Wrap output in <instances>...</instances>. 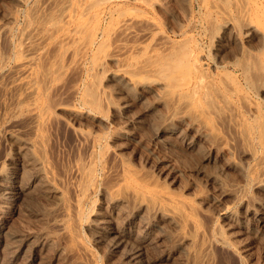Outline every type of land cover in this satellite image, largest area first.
<instances>
[{"label": "bare ground", "instance_id": "bare-ground-1", "mask_svg": "<svg viewBox=\"0 0 264 264\" xmlns=\"http://www.w3.org/2000/svg\"><path fill=\"white\" fill-rule=\"evenodd\" d=\"M10 1L11 5H14L13 8H15L8 17H11V24L0 21V161H2V168L4 167L0 169V202L7 206L10 199L13 200L15 197L22 194H29L31 192L36 193L38 191H40V193H42L41 191H44V193L47 191L50 192L52 204H54L61 212L60 214L63 215V220L60 225L66 233H69L74 246L81 245V242L78 241L79 239H76L81 233L79 230L81 226L84 227L87 224V228L95 229L102 237L109 240L108 242L114 243L113 245L117 247V249H120L118 248L120 246L122 248V245H125L126 248L127 244H132L134 242L131 238L133 230L128 224V226L125 227L117 226V222L121 221L120 218H118L120 221L117 220V216L125 213L127 214L128 220L136 217L139 219L141 218V223L145 227L143 237L146 239L152 240L155 238V240L158 241L157 235L163 234V232L167 230L170 235L176 234L175 237L177 238H175L176 241H174L181 249L179 253H176L178 256L181 253L184 254V256L185 254L191 255L193 250L191 251L190 248L195 244H199L197 250L201 249L205 255L210 254V251H212L211 248L216 244L211 247V243H205V239H208L206 238L208 237L207 235L212 232V220L208 217L210 213H208L209 210H206L207 206H204L206 207L204 208L200 203H197V200V202H195L199 207L192 202L186 201L184 197L187 194H183L185 191L181 190V187H179V189L177 188L176 191V187H173L174 185H172L174 188L172 189L161 176V181H159L158 178L154 179L155 174L152 175L153 179L150 178L151 175L149 173L151 170H149L148 173L150 176L148 174V176L145 175L148 166L144 164L146 170L144 169L145 171L143 172L144 167H139L138 163V167H135L128 161H124L128 159L127 155V159L122 158L123 160L120 161L116 160V156L118 155H114L115 158L109 161L108 152L102 144L106 129L103 131L100 125L102 129H98L99 126L98 128L95 126L97 129L89 128L82 125V122H78L82 119L86 120L93 118V120L97 119V122L99 121L100 123L102 120L105 121L108 117V112L110 113L112 109L119 108V105L115 106L110 100V92L107 90L109 85L105 83L106 80L110 79L113 83L115 81V83H117L116 85L126 86L127 89H135L139 95L149 91L153 85H157L158 87H156L158 89H156L159 91L156 100L157 103L162 104V108L164 106L165 109V113H162L163 118L160 120V122H164L165 127H161L162 129H159V131L163 130L166 133L169 132L174 134L177 131L174 130L175 127L173 123H186L187 127H189L188 129H196V135L192 138L189 137L188 148L200 147L198 143L199 139H208L209 141L207 140V142L210 143L208 144L212 149L216 150V153H221L224 148H229L232 153L237 152L240 155L241 159L239 158V160L241 161L235 165V167L238 168V172L241 173V178L243 177L246 182L248 179L249 183L251 181L256 189L264 190V0H201L202 6L204 5L211 15H221L223 19H221V23H223L222 25L220 24L221 27L218 26L221 31L219 34H216L217 44L215 50L217 53L225 49L223 46L227 43L224 44V42L230 38L229 33L231 30L234 31L236 29L235 31H237V34L240 33L245 42H248L247 45H242L241 47L237 46L240 48L237 50L234 57H230L228 53L229 56L223 58L224 62L219 63V61L214 63L212 70H208L207 67L203 66L194 49L184 37H182L183 39L181 38L180 41V38L178 40L172 39L164 31H160L154 21L145 17V14L149 13L148 6L151 5L149 3H153L151 0L150 2L148 0H9L8 2ZM4 2H6V0ZM182 6L184 5H181V7ZM124 7H128L133 11L128 12ZM230 12H234L235 16H230ZM21 14L23 15V19L20 21L19 18ZM4 16L6 17V15ZM210 18L215 20L212 16ZM207 23L208 25L211 24L209 22ZM172 24L174 25V23ZM138 25L140 26L138 27ZM216 25L219 24L217 23ZM177 26L179 29L177 27L178 30L176 29V34H180L181 36L185 35V28H181L180 25ZM210 26V29L214 27V23ZM214 30H216L215 32L219 31H217V29ZM233 34L235 36V33ZM143 36L149 39L151 38L153 42H143L140 38ZM145 37H143V40ZM191 37H189V39H191ZM149 39L146 41H149ZM229 41L231 42V40ZM235 41V43L240 42L239 39ZM237 45H241V43ZM225 51L228 52L227 50ZM225 51L219 54L222 55ZM234 54L235 53H233V55ZM200 56L199 58H201ZM111 62L116 66L111 67ZM238 75L242 76L243 81ZM113 83H111L112 86L110 84L112 88H114ZM127 89H125L126 92ZM130 89H128L129 92ZM248 89L251 91L253 90L260 100L255 101L253 98H250L247 93L249 92L247 91ZM113 92L111 91V93ZM147 93L146 96L150 94V91L149 94ZM157 94L155 92L156 96ZM136 95L139 97L138 94ZM144 96L145 95H143V97ZM152 97L149 100L155 102V100H153L155 97ZM142 100H139V102ZM127 105H129L128 99L123 106L126 107ZM143 105L144 104L141 105L140 103V106ZM151 106L153 105L151 104ZM128 107L129 106H127V109H130ZM158 107L160 106L154 107V113ZM122 109L125 108L122 107ZM148 112L150 113V111ZM126 114L129 113H125L124 115ZM132 116L134 115L132 114ZM127 118L129 117L127 116ZM125 119L126 118L123 120ZM138 119H140V117ZM89 121L87 123H89ZM77 123L78 125H75ZM162 125L161 123V126ZM159 126L157 127L159 128ZM182 127H184V125ZM124 128L126 127L124 126ZM54 129L55 131L58 130L62 131L64 134H69L80 144L79 146L76 145L77 148L73 146L74 148L71 150L73 151L75 149V151L71 152L70 155L72 156L69 158L70 160L68 162L65 161L67 163L64 167L61 166L62 163L61 165L59 163L62 161L60 160L58 162L57 160V158L60 159V155L57 153L59 157L56 158L57 155L55 156L54 154L56 152L53 151L55 147H53L54 145L52 146L51 143V131ZM183 130L185 129L183 128ZM159 131L157 133H159ZM179 133L180 131L178 134ZM55 134H57V132H55ZM120 136L122 137V135ZM177 136L178 135H176V137ZM183 136H185V134H183ZM131 138L133 137L131 136ZM218 139H220V141ZM53 141L55 140L53 139ZM119 141L118 143L120 144ZM131 143L133 144V141ZM208 144L206 145V143H204L205 146H208ZM110 150L108 149V151ZM230 150L227 151L230 152ZM114 151L112 150V152L110 151L108 154ZM221 154H223V152ZM212 158H216V155ZM235 158H238V156ZM169 160L171 161V159ZM214 160L215 159H213V161ZM140 161L144 163V161ZM207 163L209 162L207 161ZM172 167L171 165V168ZM149 168L150 166L148 169ZM168 170H170L169 167L165 171ZM162 172L159 171L158 173ZM183 172L184 171H182L181 174H183ZM238 172L236 171L234 173L237 174ZM168 174L169 178L171 177L172 181L174 180L175 182L176 176H173L171 172ZM242 181L243 180H241V182ZM208 183L210 182L208 181ZM238 185H241L240 187L242 188V184ZM249 185L248 187H251V184ZM236 189L234 190V194L238 195L240 189ZM180 190L181 193L178 192ZM229 191L231 190L229 189ZM99 192L102 194V205L100 206L99 204V209L95 210L94 208V211L90 212V208L88 209L87 207L89 206L86 207V204L92 200L91 198L95 193ZM220 193H222V191ZM46 194L48 195V193ZM182 194L185 196L183 197ZM215 198H217V196ZM224 198L222 200H224ZM242 198L243 196H241V199ZM193 200H195L194 196ZM206 201L207 200H205V202ZM226 202L228 201L226 200ZM251 204L247 206V209L253 213V211L255 212L256 210V206L255 203ZM259 204L257 206H259ZM90 206H92V204ZM200 206L203 208H200ZM230 206L232 205L230 204ZM230 206L228 205L229 208ZM228 207L226 205L222 207L221 213L229 219L228 226L231 228V230L229 229L231 231L230 234L240 236L245 232L249 233L247 230L251 232L252 228H249L250 225L247 226L243 222L238 221L239 218L236 219V216L230 215L232 211H229V213ZM56 208L53 209L56 210ZM245 221L248 222L247 219ZM257 221H259L257 226L263 228L264 218L258 217ZM225 222L226 220L223 223ZM55 224L56 223H54V225ZM199 226L201 228L200 233L198 230ZM217 226L218 225H216V228ZM61 227L59 229H61ZM152 230H156L158 234L152 235ZM229 230H227L228 233L230 232ZM257 231L258 230H256V233ZM62 235H64V233ZM219 235L221 240L227 242V244L230 242V237L228 238V236L224 235L221 231ZM162 237L161 235L160 239ZM243 239L241 241H243ZM163 240L166 241L162 238L161 241ZM161 241L159 240V243ZM125 242L129 243L125 244ZM213 242L214 241H212V244ZM143 243L142 245H144ZM153 244L154 242L152 245ZM113 245L111 247H114ZM138 245L134 254L141 253V245ZM147 245H151V242ZM196 246L198 245H195V247ZM158 247L160 248V246ZM170 247L166 246L167 255L163 257V259L165 258L167 261L169 259L172 260L174 256H172L171 249L168 251ZM216 247H214V251ZM247 247L245 248L247 249ZM222 250L228 249L225 247V249L222 248ZM216 251L218 252L219 250ZM81 252L83 251L81 250ZM225 252L226 251H224V253ZM237 252H239V249ZM226 253L228 254L230 252L227 251ZM198 254L196 253V255ZM211 254L213 255V253ZM218 254L221 256L220 253ZM200 255L198 256L200 257ZM215 255L216 254L213 255V259L212 257L209 258V255L208 259L207 256H205L207 261L204 260V264H215ZM198 256L197 258H199ZM203 256L201 255L202 259L204 258ZM229 256H231V253ZM133 257L135 258V256ZM190 257L192 258L193 256L191 255ZM201 257L199 258V264H201ZM191 258H189V261ZM135 260L137 261V259ZM192 260L194 261V257L191 259L190 263ZM197 260L195 259L198 263ZM176 261L178 262V260ZM183 261L184 260H182L181 264ZM185 262L183 264H185ZM163 263H165V261Z\"/></svg>", "mask_w": 264, "mask_h": 264}, {"label": "rangeland", "instance_id": "rangeland-1", "mask_svg": "<svg viewBox=\"0 0 264 264\" xmlns=\"http://www.w3.org/2000/svg\"><path fill=\"white\" fill-rule=\"evenodd\" d=\"M5 0H0V21H4V22H8L11 24V17L8 18L12 12L14 11L15 8H13V6L11 5V1L8 2L9 0H6V2H4ZM147 1V0H146ZM150 2V0H148ZM153 1V3H149L151 5L148 6L149 8V13H146L145 17L149 18L150 20L154 21L156 23V26L157 28L160 30V31H164L166 34H168L172 39H175V40H178L179 38V41L181 40L182 37H184L187 42L190 44V46H192V48L194 49L198 59L200 60V62L203 64L204 67H207L208 70H212V68L214 67V63H222L224 62V59L223 58H226L228 55V53L230 54V57H234L237 53V50L242 46V45H247L248 42L246 43L243 36L238 33L237 34V31H233L231 30V32L229 33V39L227 41L224 42L227 43L223 46V51L227 50L228 52L225 51L222 57L221 54L219 53H222V52H219L217 53L216 50H215V46H216V38H217V35L216 34H219V32L221 31L220 27L223 23H221V19H222V16L221 15H215V14H210V12L208 11V9H206V7L203 5L202 6V2L201 0H151V2ZM158 1V2H157ZM172 1V2H171ZM178 1V2H177ZM182 1V2H181ZM3 2V3H2ZM174 2V3H173ZM177 2V3H176ZM161 3V4H160ZM181 3V4H180ZM183 3V4H182ZM179 4V5H178ZM153 5V6H152ZM181 5H184L181 7ZM4 6V7H3ZM153 7V8H152ZM185 7V8H183ZM3 8V9H2ZM8 8V10H7ZM125 9H127L128 12H131L133 11L132 9H129L128 7H124ZM163 8V9H162ZM165 8V9H164ZM11 9V10H10ZM157 9V10H156ZM167 9V10H166ZM189 9V10H188ZM10 10V11H9ZM163 10V11H162ZM166 10V11H165ZM170 10V11H169ZM7 11V12H6ZM12 11V12H11ZM158 11V12H157ZM187 11V13H186ZM198 11V12H197ZM5 14H4V13ZM11 12V13H9ZM163 12V13H162ZM174 15H172V14ZM185 13V14H184ZM230 16L234 17L235 16V13L234 12H230ZM9 14V15H8ZM233 14V15H232ZM3 15V16H2ZM6 15V17L4 16ZM8 15V16H7ZM187 15V16H185ZM215 15V16H214ZM182 16V17H180ZM193 18H192V17ZM213 17L215 18L212 19L210 17ZM5 19H3V18ZM23 15L21 14L20 15V21L23 19L22 18ZM172 17V18H171ZM8 18V19H6ZM177 18V19H176ZM179 18V19H178ZM183 18V19H182ZM217 18V19H216ZM236 18V17H235ZM10 19V20H9ZM191 20V21H190ZM223 20V19H222ZM211 23L210 25H213L214 23V27H212L210 29V25H208V23ZM171 22V23H170ZM181 22V23H180ZM223 22V21H222ZM13 23V22H12ZM174 23V25L172 24ZM180 23V24H179ZM219 24V25H216V24ZM183 24V25H182ZM221 24V25H220ZM172 25V27H171ZM177 25H180L181 28H185L184 30L186 31L185 35H180V34H176V29H177ZM140 25H138L139 27ZM184 26V27H183ZM210 26V27H209ZM220 26V27H218ZM142 27V26H141ZM171 27V28H169ZM198 27V28H197ZM238 27V25H237ZM179 29V27H178ZM177 29V30H178ZM214 29H217L218 32H215L216 30ZM206 30V31H205ZM214 32L212 33L211 32ZM214 30V31H213ZM235 33V36L234 34ZM210 34V35H208ZM233 34V36H232ZM190 35V36H189ZM241 35V36H240ZM191 37V39H189V37ZM210 38H209V37ZM213 36V37H212ZM216 36V37H215ZM145 37V36H143ZM143 37H140L141 40L145 43H150L153 42V40H151V38H147L143 40ZM188 37V38H186ZM237 37H240V38H237ZM212 38V39H211ZM234 40H232V39ZM242 38V39H241ZM149 41H146L148 40ZM183 39V38H182ZM240 42H237L235 43L236 40ZM189 40V41H188ZM192 40V41H191ZM214 40V41H213ZM231 40V42L229 41ZM244 40V42H243ZM195 42V43H194ZM241 45H237V44H240ZM196 44V45H195ZM197 46V48H196ZM213 46V47H212ZM226 46V47H225ZM231 46V47H230ZM237 46H240V47H237ZM237 47V48H236ZM227 48V49H226ZM213 49V50H212ZM232 49V51H231ZM233 53H235L233 55ZM212 54V55H211ZM201 55V56H200ZM219 55V56H218ZM226 55V56H224ZM199 56L201 58H199ZM219 57V58H218ZM222 57V58H221ZM226 60V59H225ZM114 67L116 65L113 64V62H111V67ZM233 67V66H232ZM240 77V79L243 81L242 79V76L241 75H238ZM113 83L112 80H106L105 83L107 85H109L107 87V90L110 92V100L111 102L117 106L119 105V108L118 109H112L111 112L107 114V120L105 119L102 120L100 123L99 121L97 122V119H94L93 118H90V119H82L80 120L78 123L82 122L81 124L82 125H85L86 127H89V128H94V129H97L98 126L100 125L102 128H103V131L104 129L105 130V133H104V138L102 140V144H103V147L106 149V151L108 153H110V151L112 152V150L114 151L113 153L111 154H108V159L109 161H111L112 158H115L114 155H118L116 156V160H123L122 158H126L128 157L127 160H124V161H128L130 164L134 165L135 167H144L143 168V172L146 170L145 169V165H147L148 167L150 166V168L148 169L147 167V172L145 175H147L149 173V170L150 171V175L152 177L153 174H155V178H158L159 181L162 180V178L165 180V182L168 183L169 187L171 186L172 189H174L173 187H176V191H177V188L179 189V187H181V190L185 191L183 192V194H187L186 196L183 195V197L185 198L186 201L188 202H192L194 203V205H197V203H200L203 207L204 206H207L204 207L206 208V210H209L208 213H210L208 215V217L212 220V223H211V228H212V232H210L209 235H207L208 239H205V243H211V247L214 245L210 251L211 253L214 254H218L220 253L221 256H219V254L216 256L215 255V261L216 263L218 264H264V227L263 228H260L259 226H257V224H259V221H257L258 217L259 218H264L263 214H264V190H258L254 187V185L252 184V182L250 181L249 183V180L247 179V182L244 181V178L240 175L241 173L238 172V168L235 167V165H237L241 160H239L240 158V155L237 153V152H234L232 153L231 150L229 148H224L222 149L223 151V154H221L220 152L219 153H216V150L212 149L210 147V143L207 142L208 139H199L198 143L200 145V147H196V148H191L189 147L188 148V141L190 140V138H192L193 136L196 135V129L194 128H190L188 129L189 127H187L186 123H173V126L175 127L174 130L177 131L176 133H169V132H164L163 130H160L159 129H162L161 127H165L164 125V122H160V120L163 118L162 116V113H165V109H164V106L162 108V104L160 103H157V97H158V91L157 90L158 86L156 87L155 85H153L151 87V89L149 90L150 91V94H149V91H147L146 93L149 94L146 96V93H143L142 95H139V93L135 90V89H130V92L129 90L127 89L126 86H123V85H116L117 83H113V87L112 88V84L110 86V84L107 83ZM115 85V86H114ZM119 86V87H118ZM123 86V87H122ZM124 89H127V93L125 91V89L123 90L122 88ZM118 88V90H117ZM153 88V89H152ZM157 88V89H156ZM116 89V90H115ZM122 89V90H120ZM157 91H156V90ZM153 90V91H152ZM157 94V96L155 95V92ZM111 91L113 93H111ZM119 91H122V92H119ZM152 91V92H151ZM249 92L248 95L250 96V98H253V100H257L259 101L260 99H258V96H256L257 94L252 90H247ZM126 92V94H125ZM137 92V93H136ZM154 92V93H153ZM254 92V93H252ZM117 93V95H116ZM138 94L139 97L136 95ZM154 94V95H153ZM127 95V96H126ZM143 95H145V99L143 97ZM155 97L153 100H155V102H153L152 100H149L151 97ZM126 97V98H125ZM128 97V98H127ZM132 97V98H131ZM152 97V98H153ZM125 99V100H124ZM129 101V106L128 108L130 109H127V106H123V104L125 103V101ZM143 99V100H142ZM122 100V101H121ZM139 100H142L139 102ZM120 101H121V104H120ZM132 101V102H131ZM145 103H144V102ZM148 103H147V102ZM124 102V103H123ZM132 103V104H130ZM137 103V104H136ZM140 103L141 105L144 104L143 106H140ZM151 104L153 106H151ZM158 104V105H157ZM121 105V106H120ZM146 105V106H145ZM149 105V106H148ZM135 106V107H134ZM151 106V107H150ZM157 106H160L157 108L156 112L154 113V110L155 108L154 107H157ZM125 108V109H122ZM121 108V109H120ZM144 109V110H143ZM152 109V110H151ZM117 110V111H116ZM120 112H119V111ZM124 110V111H123ZM143 110V111H142ZM160 110V111H159ZM162 110V111H161ZM164 110V111H163ZM115 111V112H114ZM124 113H122V112ZM135 111V112H134ZM143 113H142V112ZM150 111V113L148 112ZM153 111V112H152ZM114 114H113V113ZM117 112V113H116ZM148 112V113H147ZM152 112V113H151ZM160 112V113H159ZM125 113H129V114H126L124 115ZM134 116H132V114ZM141 113V115H140ZM145 113V114H144ZM147 113V114H146ZM110 114V115H109ZM119 114V115H118ZM122 114V115H120ZM131 114V115H130ZM137 114V115H136ZM150 114V116H149ZM92 115V114H91ZM90 115V116H91ZM118 115V116H117ZM136 115V117H135ZM144 115V116H143ZM153 117H152V116ZM160 115V116H159ZM112 116V117H111ZM127 116L129 118H127ZM132 116V117H131ZM155 116V117H154ZM157 116V118H156ZM122 117V118H121ZM132 119H131V118ZM140 117V119H138ZM147 117V118H146ZM149 117V118H148ZM158 117H161V118H158ZM119 118V119H118ZM124 118H126L125 120H123ZM137 118V119H135ZM143 118V119H142ZM151 118V119H150ZM156 118V119H155ZM112 119V120H111ZM129 119V120H128ZM142 119V120H141ZM159 119V120H158ZM89 120V123H87ZM93 120V121H92ZM96 120V121H95ZM120 120V121H119ZM123 120V121H122ZM128 120V121H126ZM140 120V121H139ZM151 120V121H150ZM85 121V122H84ZM104 121V122H103ZM107 121V122H106ZM126 121V122H125ZM140 123H139V122ZM93 122V123H92ZM97 122V123H95ZM133 122V123H131ZM159 122V123H158ZM75 124V125H78ZM84 123V124H83ZM86 123V124H85ZM103 125H102V124ZM137 123V124H135ZM161 123L163 124L161 126ZM90 124V125H89ZM94 126H93V125ZM106 124V125H105ZM130 124V125H129ZM133 124V125H132ZM179 124V125H178ZM182 124V125H180ZM88 125V126H87ZM92 125V126H91ZM127 125V126H126ZM138 125V126H137ZM147 125V127H146ZM160 125V126H159ZM177 125V126H176ZM184 125V127H182ZM97 128H96V127ZM99 126L98 129H102L101 127ZM124 126L126 128H124ZM129 126V128H128ZM134 126V127H133ZM159 126V128L157 127ZM181 126V127H180ZM133 127V128H132ZM146 127V128H145ZM150 127V128H149ZM187 127V128H185ZM128 128V129H127ZM156 128V129H155ZM181 128V129H180ZM183 128L185 130H183ZM117 129V131H116ZM131 129V130H129ZM135 129V130H134ZM148 129V130H147ZM123 130V131H122ZM135 132H134V131ZM180 131V133L178 134V132ZM188 130V131H187ZM120 131V132H119ZM159 131V133H157ZM163 131V132H162ZM55 134V132H57V134ZM61 132V133H59ZM107 132V133H106ZM126 132V133H125ZM132 134H131V133ZM139 132V133H138ZM184 132V133H183ZM194 132V133H193ZM60 135H59V134ZM137 133V135H136ZM155 133V134H154ZM166 135H165V134ZM190 133V134H189ZM126 134V135H125ZM171 134V135H170ZM173 134V136H172ZM183 134H185V136H183ZM189 134V135H188ZM193 134V135H191ZM113 135V136H112ZM122 135V137L120 136ZM134 135V136H133ZM175 135V136H174ZM176 135H178L176 137ZM53 136V138H52ZM131 136L133 138H131ZM163 136V137H161ZM167 136V137H165ZM172 136V137H170ZM139 139H138V138ZM169 137V138H168ZM182 137V138H180ZM190 137V138H189ZM74 137H71L69 134H64L62 131H58L55 129L51 131V143H52V146L55 147L53 148V151L56 152L54 153L55 156L57 155H60V157L57 155V157H59L60 159L57 158L58 162L61 160L62 162H59L60 165L62 163V167H64L66 165V163L70 160L69 158L72 156L70 155L71 152L75 151V149L72 151L71 149H73L74 147L79 146V142L76 140L73 139ZM159 138V139H158ZM166 140H165V139ZM174 138V139H173ZM177 138V139H176ZM184 138V139H183ZM53 139L55 141H53ZM61 139V140H60ZM68 142H67V140ZM126 139V140H125ZM133 139H136V140H133ZM161 139V140H160ZM181 139V140H180ZM57 140V141H56ZM60 140V141H59ZM106 140V141H105ZM120 140V141H119ZM124 140V141H123ZM130 140V141H129ZM155 140V141H154ZM167 142H165V141ZM172 140V141H171ZM176 140V141H174ZM184 140V141H183ZM220 141V139H218ZM71 143H70V142ZM74 141V142H73ZM118 141L120 142V144L118 143ZM133 141V144L131 143ZM186 141V142H185ZM206 141V142H205ZM209 141V140H208ZM217 141V140H216ZM55 142V143H54ZM63 142V143H62ZM105 142V144H104ZM113 142V143H112ZM124 142V143H122ZM127 144H126V143ZM147 142V143H146ZM158 142V143H157ZM174 144H173V143ZM206 143V145L208 144V146H205L204 143ZM218 142V141H217ZM54 143V144H53ZM75 145H74V144ZM117 143V144H115ZM130 143V144H129ZM201 143V144H200ZM57 144V145H56ZM67 144V145H66ZM130 146H129V145ZM139 144V145H138ZM142 144V145H141ZM166 144V145H165ZM70 145V146H68ZM72 145V146H71ZM109 145V147H108ZM153 145V146H152ZM157 145V146H156ZM165 145V146H164ZM68 146V147H67ZM74 146V147H73ZM127 146V147H126ZM129 146V147H128ZM134 146H135V149H134ZM61 147V149H60ZM67 147V148H65ZM149 147V148H148ZM158 147V148H157ZM186 147V148H185ZM204 147V148H203ZM209 147V148H208ZM77 148V147H76ZM110 151H108V149ZM123 148V149H122ZM137 148V149H136ZM142 148V149H141ZM56 149V151H55ZM70 149V150H69ZM119 149V150H118ZM139 149V150H138ZM152 151H151V150ZM162 149V150H161ZM201 149V151H200ZM209 151H208V150ZM230 150V152H228ZM117 150V151H116ZM141 150V151H140ZM144 150V151H143ZM155 150V151H154ZM195 150V151H194ZM69 151V152H68ZM120 151V152H118ZM132 151V152H131ZM160 151V152H159ZM186 151V152H185ZM206 151V152H205ZM226 153H225V152ZM65 154H64V153ZM116 152V153H115ZM140 152V153H139ZM190 152V153H189ZM202 152V153H201ZM212 152V153H211ZM229 154H228V153ZM60 153V154H59ZM69 153V154H68ZM161 153V154H160ZM188 153V154H187ZM68 154V155H67ZM73 154V153H72ZM155 156H154V155ZM158 154V155H157ZM164 154V155H163ZM187 154V155H186ZM220 154V155H219ZM227 154V156H226ZM234 154V155H233ZM70 155V156H69ZM110 155V157H109ZM127 155V157H126ZM129 155V156H128ZM134 155V156H133ZM144 155V156H143ZM146 155V156H145ZM157 155V156H156ZM205 155V156H204ZM216 155V158H212V157H215ZM218 155V156H217ZM63 156V158H62ZM65 156V157H64ZM113 156V157H111ZM133 156V157H132ZM149 156V157H148ZM154 156V157H153ZM167 156V157H166ZM183 156V157H182ZM209 156V157H208ZM234 156V157H233ZM238 158H235L237 157ZM68 157V158H67ZM158 157V158H157ZM160 157V159H159ZM162 157V158H161ZM170 157V158H169ZM211 157V158H210ZM227 157V159H226ZM119 158V159H117ZM145 158V159H144ZM150 158V159H149ZM152 158V159H151ZM167 158V159H166ZM224 158V159H223ZM230 158V159H229ZM63 159V160H62ZM144 161V163H142L140 160ZM158 159V160H157ZM163 159V160H162ZM171 159V161L169 160ZM213 159H215L213 161ZM226 159V160H225ZM241 159V158H240ZM148 160V161H147ZM152 160V161H151ZM156 160V161H155ZM218 160V161H217ZM223 160V162H222ZM225 160V161H224ZM67 161V162H65ZM114 161V159H113ZM140 161V162H139ZM170 161V162H169ZM207 161L210 163H207ZM212 161V162H211ZM235 161V163H234ZM63 162H64V165H63ZM134 162V163H133ZM136 162V163H135ZM150 162V163H149ZM158 162V163H157ZM215 162V163H213ZM225 162V163H224ZM137 163H138V166H137ZM142 163V164H140ZM154 163V164H153ZM205 163V164H204ZM224 163V164H222ZM136 164V165H135ZM140 164V165H139ZM145 164V165H144ZM153 164V165H151ZM161 164V165H159ZM166 166H165V165ZM169 164V165H168ZM173 166L171 168V165ZM223 167H222V165ZM176 165V166H174ZM226 165V166H225ZM232 165V167H231ZM160 166V167H159ZM162 166V167H161ZM61 167V168H62ZM153 169H152V168ZM156 167V168H155ZM164 167V168H163ZM169 167L170 170L168 171H165L167 170ZM198 169H197V168ZM228 167V168H227ZM234 167V168H233ZM4 168V167H3ZM2 168V161H0V169H3ZM160 168V169H159ZM174 168V169H173ZM177 168V169H176ZM200 168V169H199ZM223 168H226V169H223ZM232 168V169H231ZM145 169V170H144ZM155 169V170H154ZM159 169V170H158ZM164 169V170H163ZM180 173H179V171ZM175 170V171H174ZM230 170V171H229ZM162 172V173H158V172ZM173 171V172H172ZM183 172V174H181V172ZM189 171V172H188ZM196 171V172H195ZM238 172L237 174L234 173V172ZM165 172V173H164ZM172 173L173 176H176L175 178V182L174 180L172 181L171 177L169 178V174L168 173ZM178 172V173H177ZM188 172V173H187ZM210 172V173H209ZM217 172V173H216ZM230 172V173H229ZM158 173V175H157ZM177 173V175H176ZM186 173V174H184ZM207 173V174H205ZM148 174V175H149ZM160 174H164L163 176L160 175ZM178 174H179V177H178ZM189 174V175H188ZM193 174V175H192ZM205 174V175H204ZM235 174V175H234ZM147 175V176H148ZM149 175V176H150ZM187 175V176H186ZM191 175V176H190ZM203 175V176H202ZM213 175V176H212ZM219 175V176H218ZM162 178H161V177ZM165 176V177H164ZM195 176V177H194ZM198 176V177H197ZM208 178L206 179L205 178ZM221 176V178H220ZM240 176V177H239ZM161 178V179H160ZM199 178V180H198ZM201 178V179H200ZM211 178V179H210ZM215 178V179H214ZM224 178V179H223ZM243 180L241 182V180ZM168 179V180H167ZM178 179V180H177ZM181 179V181H180ZM222 179V180H221ZM163 180V181H164ZM167 180V181H166ZM183 180H184V183H183ZM179 181V183H178ZM208 181L210 183H208ZM216 181V182H215ZM220 181V182H218ZM234 181V182H233ZM213 182V183H212ZM231 182H232V185H234L236 187V184H237V187L236 188H239V194L238 195H235L234 194V190L236 189L234 186L231 185ZM244 182V183H243ZM170 183V184H169ZM182 183V184H181ZM187 183V184H186ZM194 183V184H193ZM218 183V184H217ZM235 183V184H234ZM185 184V185H184ZM201 184V185H200ZM211 184V185H210ZM238 184H242V188L238 185ZM246 184V185H245ZM249 184H251V187H248L250 186ZM172 185H174L172 187ZM181 185V186H180ZM230 185V186H229ZM253 185V187H252ZM178 186V187H177ZM185 189H184V187ZM215 186V187H214ZM227 186V188H226ZM233 189H231V188ZM247 187V188H246ZM226 188V190H225ZM255 188V189H254ZM223 189V190H221ZM229 189L231 191H229ZM244 189V190H243ZM246 189V190H245ZM181 190L178 191L179 193H181ZM212 190V191H211ZM237 190V189H236ZM257 192H255V191ZM197 191V192H196ZM222 191V193H220ZM242 191V192H241ZM262 193H260V192ZM40 193V191H38ZM38 192H31L29 194H22V195H19L18 197H15L13 200L10 199L7 203V206H5L4 204H2L0 202V264H181L182 260L183 263L185 262V264H189L191 259H193L194 257V261L192 260V262L190 264H199V258L201 257V255L204 257L202 259L201 257V264H204V260L207 261L208 259V255L210 256L209 258L212 257V259L214 258L213 255L210 253L208 255H205L203 254V251L200 249V250H197V248H199V244H195V245H198L195 247V245H193L190 250L193 252H191L192 254V258L190 257L191 255L190 254H179V256L176 254V253H179V251H181V249L177 246L176 244V239L177 237L176 234H171L169 233V231L167 230L166 232H163V234H158V232L156 230H152L151 233L152 235H157V239H159L161 241V239H167L166 241H161L159 243V240H155L152 239H146L144 238L143 234H144V230H145V227L143 226V224L141 223V218L139 219L138 217L136 218H131L128 220L127 218V214L125 213H122V214H119L117 216V220L121 221L120 222H117V226L119 227H125V226H130V228L133 230L132 232V240L134 241L132 244L129 243V242H125L126 243H129L127 244L128 247L130 248L131 245L132 247L129 249L126 245V248H125V245H122V248L121 246L118 247L120 249H117V247H115L112 243V242H108L109 240H106V238L102 237L101 234L99 232H97L95 229H91V228H87V224L79 229L80 230V235H78V238L76 240L80 241L81 242V245L79 246H74V243L73 241L71 240V237L69 236V233H66L64 231V229L61 227L60 223L62 222L63 220V215L60 214L61 212L59 211L58 208H56V206L54 204H52V197L51 196V193L50 192H45L44 191H41L42 193H38ZM243 192H244V195H243ZM249 192V193H248ZM1 193V191H0ZM48 193V195L46 194ZM221 195H220V194ZM229 193V194H228ZM232 193V195H231ZM34 194V195H33ZM39 194V195H38ZM45 196H44V195ZM99 194V195H98ZM199 194V195H197ZM218 194V195H217ZM228 194V196H227ZM250 194V195H249ZM253 194V195H252ZM260 194V195H259ZM28 195V196H27ZM41 195V196H40ZM234 195V196H233ZM240 195V196H239ZM263 195V196H262ZM94 196V197H93ZM92 196V200H90L87 204H86V207L89 209L90 212L94 211L93 209L95 208V210L99 209V204L100 206L102 205V194L101 192L99 193H95L94 195ZM193 196H194V199L193 200ZM201 196V197H200ZM211 196V197H210ZM217 196V198H215ZM220 196V197H219ZM222 196V197H221ZM227 196V197H226ZM241 196H243V198L241 199ZM254 196H257V197H254ZM46 197V198H45ZM49 197H50V200H49ZM100 197V198H99ZM187 197V198H186ZM192 197V198H190ZM225 197V198H224ZM233 197V198H232ZM20 198V199H19ZM35 198V199H33ZM202 198V199H201ZM215 198V199H214ZM224 198V200H222ZM236 198V199H235ZM253 198H257V199H253ZM192 199V201H191ZM201 201H200V200ZM207 200L205 202V200ZM220 199V200H219ZM251 199V200H250ZM13 202H12V201ZM49 200V201H48ZM197 200V201H196ZM218 200V201H217ZM226 200L228 202H226ZM236 200V201H235ZM240 200V201H239ZM243 200V201H242ZM51 201V203H50ZM94 201V202H93ZM100 201V202H99ZM196 201V202H195ZM210 201V202H209ZM220 201V202H219ZM242 201V202H241ZM255 201V202H254ZM17 202V203H16ZM19 202V203H18ZM48 202V203H47ZM93 202V203H92ZM99 202V203H98ZM226 202V203H225ZM250 202V203H249ZM12 203V204H11ZM50 203V204H49ZM214 203V204H212ZM232 206H230V204ZM253 204L255 203V206H256V210L255 212L253 211H250L247 209V206L249 204ZM257 203V204H256ZM260 203V204H259ZM11 206H10V205ZM49 204V205H47ZM52 204V205H51ZM92 204V206H90ZM251 204V205H252ZM259 204V206H257ZM263 206H262V205ZM221 205V206H219ZM224 205V206H223ZM225 205L228 207V205L230 206V208L228 207V212L229 211H232L230 213V215L232 216H236L235 218L238 219V221L240 222H243L244 224H246L247 226H249V228L251 227L252 228V231H248L249 233H243L242 235H234V234H230L231 233V228L228 226L229 225V219H227V217H225L222 213H221V210H222V207H225ZM246 205V206H245ZM202 206H200V208H203ZM219 208H218V207ZM243 206V207H242ZM9 209H8V208ZM19 207V208H18ZM199 207V206H198ZM5 208V209H4ZM53 208H56L53 209ZM263 208V209H262ZM4 209V210H3ZM245 209V210H244ZM3 210V212H2ZM212 213H211V211ZM242 210V211H241ZM262 210V211H261ZM53 211V212H52ZM219 211V212H218ZM245 211V212H244ZM248 211V212H247ZM58 212H59V216H58ZM248 213H249V216H248ZM126 216H125V215ZM212 214V215H211ZM222 216H220V215ZM40 215V216H39ZM52 215V216H51ZM214 215V216H213ZM216 215V217H215ZM238 215V216H237ZM258 217H257V216ZM262 215V216H261ZM54 216V217H53ZM123 216V217H122ZM244 216V218H243ZM247 216V218H246ZM255 216V217H254ZM51 217V218H50ZM214 217V218H213ZM59 218V219H58ZM120 218V219H118ZM138 218V219H137ZM213 218V219H212ZM224 220H223V219ZM243 218V219H242ZM249 218V219H248ZM207 219V218H206ZM220 219V220H219ZM248 220V222H246L245 220ZM116 220V221H117ZM125 220V221H124ZM139 222H138V221ZM208 220V219H207ZM226 220L225 223H223L224 221ZM228 220V221H227ZM244 220V221H243ZM48 221V222H47ZM135 221V222H134ZM255 221V222H254ZM56 223L54 225V223ZM124 222V223H123ZM133 222V224H132ZM253 222V223H252ZM130 223V224H129ZM141 225H140V224ZM223 223V224H221ZM58 224V225H57ZM120 224V225H119ZM128 224V225H127ZM135 224V225H134ZM49 225V226H48ZM52 225V226H51ZM216 225L217 228H216ZM224 225V226H223ZM227 225V226H226ZM39 226V227H38ZM61 229H59L60 227ZM132 226V227H131ZM143 226V227H142ZM223 226V227H222ZM253 226V227H252ZM54 227V228H53ZM87 229H86V228ZM84 228V229H83ZM137 228V229H136ZM224 228V229H223ZM248 228V227H247ZM254 228H258V229H254ZM93 231H91V230ZM139 229V230H138ZM142 229V230H141ZM219 229V230H217ZM230 229V230H229ZM199 230V233L201 231V228L199 226L198 228ZM215 230V231H214ZM226 230V231H225ZM229 230L230 232L228 233ZM256 230L257 233H256ZM262 230V231H261ZM45 231V232H44ZM88 231V232H87ZM142 231V232H141ZM144 231V232H143ZM222 232L224 233V235L228 236V238L230 237V242L227 244V242L221 240L220 238V235H219V232ZM141 232V233H140ZM156 232V233H154ZM64 233V235H62ZM87 233V234H86ZM97 233V234H95ZM140 233V234H139ZM213 233V234H212ZM66 234V235H65ZM100 234V235H98ZM216 234V235H215ZM249 234V236H248ZM252 234V235H251ZM89 235V236H88ZM140 235V236H139ZM163 236L161 239H160V236ZM230 235V236H229ZM233 235V236H231ZM246 235V236H244ZM254 235V236H253ZM258 235V236H256ZM260 235V236H259ZM68 236V237H67ZM84 236V237H83ZM88 236V238H87ZM100 236V237H99ZM135 239H134V237ZM168 236V237H167ZM211 236V237H209ZM215 236V237H214ZM239 236V237H238ZM252 238H251V237ZM53 237V238H52ZM95 237V238H94ZM99 239H98V238ZM218 237V238H216ZM232 237V238H231ZM250 237V238H249ZM254 237V238H253ZM65 238V239H64ZM141 238H142V241H141ZM171 241H170V239ZM174 238V239H173ZM211 238V239H210ZM216 240H214V239ZM237 238V239H236ZM244 238V239H243ZM42 239V240H41ZM70 239V240H69ZM145 239V240H144ZM173 239V240H172ZM243 239V241H241ZM34 240V241H33ZM108 242H106V241ZM148 240V241H146ZM154 240V241H153ZM175 240V241H174ZM221 240V241H219ZM239 242H238V241ZM42 241V242H41ZM65 241V242H64ZM77 241V242H78ZM111 241V240H110ZM170 241V242H168ZM174 241V242H173ZM207 241V242H206ZM212 241L213 244H212ZM235 241V242H234ZM41 242V243H40ZM75 242V241H74ZM76 242V244H77ZM79 242V244H80ZM102 242V243H101ZM106 244H105V243ZM144 242V243H143ZM151 242V245L152 243L154 242V244L151 246V245H147V244H150ZM156 242V243H155ZM158 242V243H157ZM165 242V243H164ZM253 242V243H252ZM50 245H49V244ZM64 243V244H63ZM91 243V244H90ZM96 243V244H95ZM100 243V244H99ZM136 243V244H135ZM142 243L144 245H142ZM163 243V244H162ZM169 243V245H168ZM235 243V244H234ZM248 243V244H247ZM108 244V246H107ZM141 245V253L140 254H134L137 250V245ZM155 244H160L158 246H160V248L155 245ZM171 247L169 248L168 251H170L171 249V252H172V260L169 259L167 261V259H163V257H165L167 255V249L166 246ZM221 244V245H219ZM225 244V245H224ZM242 247H241V245ZM63 245V246H62ZM65 245V246H64ZM114 246V247H111V246ZM138 245V246H139ZM209 245V244H208ZM224 245V246H223ZM227 245V246H226ZM248 245V247H247ZM81 246V247H80ZM164 246V247H163ZM175 246V247H174ZM217 246V247H216ZM225 249H228V250H222V248ZM250 246V247H249ZM39 247V248H38ZM80 247V248H79ZM83 247V248H82ZM111 247V248H110ZM135 247V248H133ZM214 247H216L215 251L216 250H219L218 252L214 251ZM233 247V248H232ZM247 247V249L245 248ZM64 248V249H62ZM67 248V249H66ZM124 248V249H123ZM152 250H151V249ZM158 248V249H157ZM163 248V249H162ZM173 248V249H172ZM176 248V249H175ZM179 248V249H178ZM218 248V249H217ZM221 248V249H220ZM126 249V250H125ZM128 249V250H127ZM162 249V250H161ZM165 249V250H164ZM236 251H235V250ZM239 249V252H237ZM78 250V251H77ZM81 250L83 252H81ZM116 250V251H115ZM124 250V251H123ZM154 250V251H153ZM232 250V251H230ZM245 250V251H244ZM86 251V253H85ZM113 251V252H112ZM123 251V252H122ZM162 251V252H161ZM197 251V252H196ZM202 251V252H201ZM224 251H229L231 253V256L230 253H224ZM242 251V252H240ZM244 251V252H243ZM116 252V253H115ZM149 252V253H148ZM153 252V253H152ZM165 252V253H164ZM199 252V254H198ZM202 254H201V253ZM79 253V254H78ZM88 253V254H87ZM120 253V254H119ZM159 253H160V256H159ZM164 253V254H163ZM196 253L198 255H200V257L198 255H196ZM242 253V254H240ZM123 254V255H122ZM131 256H130V255ZM134 254V255H132ZM142 254H143V258H142ZM155 254V255H154ZM176 254V256H175ZM224 254V256H223ZM240 254V255H239ZM91 255V256H90ZM164 255V256H163ZM196 255V257H195ZM236 255V256H235ZM127 256H130V257H127ZM135 256V258L133 257ZM138 256V257H137ZM141 256V257H140ZM179 258H178V257ZM181 256V257H180ZM197 256L199 258H197ZM205 256H207V259H205ZM223 256V257H222ZM229 256V257H228ZM239 256V257H238ZM147 257V258H146ZM162 259H161V258ZM218 257V258H216ZM231 257V258H230ZM233 257V258H232ZM236 257V259H235ZM140 258V259H139ZM156 258V259H154ZM177 258V259H176ZM186 258V259H185ZM189 258L190 261H189ZM221 258V260H220ZM240 258V259H239ZM245 258V259H244ZM137 259V261L135 260ZM175 259V260H174ZM195 259L198 261V263L195 261ZM219 261H218V260ZM228 259V260H227ZM238 259V260H237ZM132 260V261H131ZM143 260V261H142ZM145 260V261H144ZM153 260V261H152ZM158 260V261H157ZM174 260V261H173ZM178 260V262L176 261ZM181 260V261H179ZM236 260V261H235ZM241 260V261H240ZM245 260V261H244ZM141 261V262H140ZM161 261V262H159ZM165 261V263H163ZM167 261V262H166ZM172 261V262H170ZM189 261V262H188ZM203 261V263H202ZM231 261V262H230ZM233 261V262H232ZM239 261V262H238ZM243 261V262H242ZM143 262V263H142ZM158 262V263H157ZM196 262V263H195ZM221 262V263H220ZM228 262V263H227ZM182 263V264H183ZM215 263V264H216Z\"/></svg>", "mask_w": 264, "mask_h": 264}]
</instances>
